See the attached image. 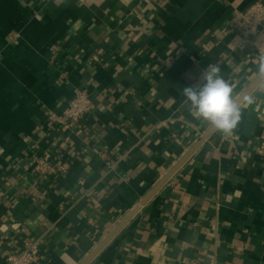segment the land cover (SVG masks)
Here are the masks:
<instances>
[{
    "label": "crops",
    "instance_id": "crops-1",
    "mask_svg": "<svg viewBox=\"0 0 264 264\" xmlns=\"http://www.w3.org/2000/svg\"><path fill=\"white\" fill-rule=\"evenodd\" d=\"M255 1L0 0V264L40 234L37 264H80L134 208L88 264H264V80L140 204L212 126L183 89L215 65L236 100L258 76L264 22L231 28ZM76 88L91 111L62 132ZM43 152L69 171L25 169Z\"/></svg>",
    "mask_w": 264,
    "mask_h": 264
},
{
    "label": "built area",
    "instance_id": "built-area-1",
    "mask_svg": "<svg viewBox=\"0 0 264 264\" xmlns=\"http://www.w3.org/2000/svg\"><path fill=\"white\" fill-rule=\"evenodd\" d=\"M264 22V0H256L245 11L239 13L232 25L242 37L243 41H251L259 32V25ZM91 98L82 89H74L60 117L51 113L49 118L60 124V130L67 132L72 130L91 111ZM256 153L264 156V141L255 148ZM25 169H30L39 178H48L56 175L66 174L70 169V162L60 160L50 152H43L41 155L28 160L24 164ZM83 179L78 180L82 185ZM98 195L97 192H94ZM89 195L90 193H86ZM43 234L28 238L20 251H9L5 254V264H37L40 259V247L43 243Z\"/></svg>",
    "mask_w": 264,
    "mask_h": 264
},
{
    "label": "clouds",
    "instance_id": "clouds-1",
    "mask_svg": "<svg viewBox=\"0 0 264 264\" xmlns=\"http://www.w3.org/2000/svg\"><path fill=\"white\" fill-rule=\"evenodd\" d=\"M219 73V67L209 65L202 73L204 83L185 87L183 95L191 102L199 117L228 136L240 122L241 110L232 96L231 86ZM258 76L264 80V56L258 58Z\"/></svg>",
    "mask_w": 264,
    "mask_h": 264
},
{
    "label": "water",
    "instance_id": "water-1",
    "mask_svg": "<svg viewBox=\"0 0 264 264\" xmlns=\"http://www.w3.org/2000/svg\"><path fill=\"white\" fill-rule=\"evenodd\" d=\"M262 79L259 76L245 89V91L236 99L239 104L249 93L250 91L261 81ZM215 128L213 126L210 127L203 135L202 139L199 140L175 165L174 167L144 196L141 200L140 204L145 203L164 183V181L177 169V167L190 155V153L194 150V148L206 138ZM136 211L134 208L130 211L121 221L120 223L98 244V246L80 263V264H88L90 260L100 251V249L124 226V224L129 220V218Z\"/></svg>",
    "mask_w": 264,
    "mask_h": 264
}]
</instances>
